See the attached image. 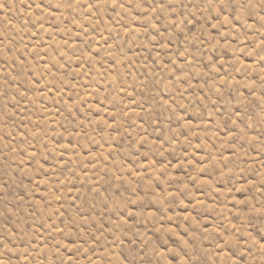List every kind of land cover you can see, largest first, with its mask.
<instances>
[{
    "label": "rangeland",
    "instance_id": "rangeland-1",
    "mask_svg": "<svg viewBox=\"0 0 264 264\" xmlns=\"http://www.w3.org/2000/svg\"><path fill=\"white\" fill-rule=\"evenodd\" d=\"M0 264H264V0H0Z\"/></svg>",
    "mask_w": 264,
    "mask_h": 264
}]
</instances>
